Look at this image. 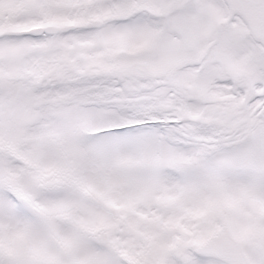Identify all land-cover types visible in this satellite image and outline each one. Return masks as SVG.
<instances>
[{"label":"snow or ice","instance_id":"snow-or-ice-1","mask_svg":"<svg viewBox=\"0 0 264 264\" xmlns=\"http://www.w3.org/2000/svg\"><path fill=\"white\" fill-rule=\"evenodd\" d=\"M0 264H264V0H0Z\"/></svg>","mask_w":264,"mask_h":264}]
</instances>
